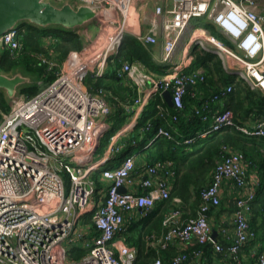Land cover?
Returning <instances> with one entry per match:
<instances>
[{"label": "built area", "instance_id": "2783aa9c", "mask_svg": "<svg viewBox=\"0 0 264 264\" xmlns=\"http://www.w3.org/2000/svg\"><path fill=\"white\" fill-rule=\"evenodd\" d=\"M64 1V0H53ZM87 3L115 13L116 21L105 25L107 16L96 20L103 33L105 26L112 27L115 36H103V50H91L83 45L79 55L70 53L59 66L55 79L33 95L19 93L9 107L0 114V264H133L137 257L134 246L122 244L114 250L113 239L123 230L125 217L136 211L141 215L159 201L170 197V178L175 174L172 160L144 161L136 167V155L126 154L119 164L107 166L125 147L121 136L135 126L142 107L155 92L169 90L175 112L169 117L175 122L183 108L187 93L196 95L195 87L204 81L201 68L185 70L187 56L193 44L215 52L231 68L228 71L244 79L251 88L264 91V15L257 9L256 0H167L153 4L152 26L136 35L143 44L157 41V29L163 34V60L168 61L176 45L193 18L207 16L208 22L234 48L202 26H192L185 43V57L181 66L166 69L156 75L136 62L123 61L119 76L128 75L133 83L135 96L123 104L131 115L115 132L102 152L98 142L108 129L107 116L111 112L105 91H92L83 85L87 72L101 77L109 54L116 52L125 32L126 19L138 8V0H72ZM110 17V16H109ZM103 20V21H101ZM194 25V24H192ZM80 31V30H79ZM117 31V32H116ZM80 33L84 40L86 29ZM17 27L0 36V47L14 56L21 47ZM108 44V46H107ZM107 46V47H106ZM49 68L56 63L40 56ZM95 68V69H94ZM238 73V74H237ZM42 84L39 80L38 85ZM191 85L187 89L186 85ZM231 89L220 88L218 93L204 99L194 114L210 126L197 137L210 131L235 126L244 134L264 138V119L251 126L238 125L231 109L214 110L211 103L223 104L222 98ZM161 116L166 114L159 106ZM151 123H147V128ZM143 128L140 129V132ZM173 138L171 131L159 126L149 146L157 137ZM196 136H186L178 143H191ZM135 143V142H134ZM98 151V153H97ZM100 171V178L107 182L101 196L95 200L93 173ZM137 178H135V175ZM65 176L67 180H65ZM224 180H230L239 194L234 198L231 241L223 245L212 239L208 213L220 204V189ZM257 179H250L244 154L230 146H222L210 182L199 192L195 215L184 217L180 207L169 208L162 218V231L150 233L147 238L155 251L153 264H163L160 250L177 244L178 251L170 264H198L205 259L197 244L211 243L214 250L228 259V264H264V249L255 247L253 263H246L242 248L255 238L249 219L256 198ZM124 186L126 191H119ZM179 203V197H173ZM92 211L91 223L83 226L84 214ZM64 242L70 244L66 247ZM72 246H81L87 252L77 260L68 258ZM193 248L188 251V248Z\"/></svg>", "mask_w": 264, "mask_h": 264}, {"label": "trees", "instance_id": "16d2710c", "mask_svg": "<svg viewBox=\"0 0 264 264\" xmlns=\"http://www.w3.org/2000/svg\"><path fill=\"white\" fill-rule=\"evenodd\" d=\"M207 24L214 26L211 23ZM16 27L18 29L17 38L21 43V47L14 56L5 47L0 49V71L9 73L16 69H23L26 73L35 76L36 80L41 79V85L34 84L28 87L27 92L31 95L52 82L59 71V64L70 53L79 55L84 45V36L78 28L40 27L24 21ZM216 31L217 33L213 35L227 44L233 45L217 29ZM40 56L45 57L48 61L55 62L56 65L49 68V64L42 62ZM125 60L141 64L148 72L156 75L162 74L169 66L166 62H158L153 59L149 44H143L134 35L124 32L118 50L107 56L102 76L96 77L91 71L86 73L83 84H87L86 87L92 91L102 88L111 107V112L107 116L109 127L100 138L98 146L100 152H102L110 137L123 126L131 115L130 112L125 111L121 103L128 98L126 88L130 95L136 94L134 87H125L123 83L120 84L122 76L118 75V71ZM199 68L203 70L205 79L195 87V96L188 93L184 95L183 108L178 112L177 121L174 122L169 117V114L176 111L175 108L170 107L165 102L160 92L153 93L142 107L133 129L121 136L119 142L124 143L125 147L114 159L107 163V166L119 164L126 154L132 153V147L138 146L139 150L136 156L140 155V158L135 159L136 167L141 166L144 161L164 159L172 160L174 164L175 174L170 178V197L159 201L140 218L133 215L131 217L126 216L123 222V230L118 232L125 233V235L126 233L130 234L125 239L127 245L136 246L138 249V255L133 264H153L155 255L152 256L150 252H145L143 238L152 232L157 233L162 230L161 221L164 215L162 212L165 213L168 209L165 208L166 204L171 208L178 206V203H173V197H179L189 204L192 202V205L199 204V192L210 182L216 161L221 157L223 145L242 152L248 167L251 162L258 166V178L261 180V184H264V165L255 161L253 152L249 150L248 146L249 142L257 144L255 139L257 137L248 136L235 126L210 131L205 137H197L199 133L209 128L211 121H202L199 116L194 114V108L199 107L204 99L211 97L213 93H218L220 88H227L231 85V89L222 98L223 104L211 103L210 106H216L215 109L219 111L227 108L231 109L235 116V123L248 126L247 118H253L257 121L264 119V91L259 88H251L244 79L228 72L224 68L222 59L216 53L203 49L199 44H193L188 52L185 70ZM129 83L131 84V80H129ZM159 106L165 108L166 114L164 116L160 115ZM7 109L5 95L0 92V112ZM148 122L151 123V126L147 128ZM159 126L168 128L173 138L159 136L149 146L145 147V144L153 137ZM141 128H143L142 132H140ZM181 133L196 136V139L191 143H178L177 140H181ZM260 139L264 140V138ZM92 176L96 185L94 198L97 200L99 196L104 194L107 182L99 177V170L95 171ZM259 194L260 188L253 201L249 219L250 225L256 233L255 238L249 242V246L264 249V196L259 198ZM92 211H87L84 214V223L92 224ZM194 248L202 249L206 254V256L204 254V257H209L213 246L211 243L197 244ZM188 251L190 250L188 249ZM86 252L87 249L84 247L72 246L68 250L67 256L70 259L77 260ZM175 253L173 248L163 251L161 253L163 264H170L171 257ZM205 264H209V262L207 261Z\"/></svg>", "mask_w": 264, "mask_h": 264}, {"label": "crops", "instance_id": "0c3cea01", "mask_svg": "<svg viewBox=\"0 0 264 264\" xmlns=\"http://www.w3.org/2000/svg\"><path fill=\"white\" fill-rule=\"evenodd\" d=\"M155 1L167 3V0H138L137 11L135 13H131L130 19L126 25L125 32H128L136 37L137 34L141 32H145L150 29V27L152 26V18L154 14L153 4ZM257 9H258V6H257ZM156 36H157L156 43L150 44L153 59L158 62L168 63L169 66L166 69H170L175 66H178V67L181 66L183 58L185 57V48L182 49L180 52L175 49L170 59L168 61H164L163 60V50H162V44H163L164 38H163V34H162L160 27H158L157 29ZM129 80H131V78L128 75L124 74L122 76V81L120 82V84L123 83L125 87L128 86V87L133 88L132 80H131V84L129 83ZM126 92L128 93V98H126L124 102H121L122 106L124 103L132 102V98L135 96L133 94L130 95L127 88H126ZM215 107L216 106L212 107L213 111L216 110ZM246 122L248 123L247 124L248 126H251L256 122V120H253V118H247ZM255 139L257 141V144H252L250 142L248 143L249 150L253 152V157L255 161L261 162L264 165V140L260 138H255ZM136 158L139 159L140 155L136 156ZM257 167L258 166H256L254 163L251 162V165L248 167V174L250 175L251 180L254 178L258 180L256 193L258 189L260 188V194H259V198H260L261 196H264V184L262 185L261 180L258 178L259 173H258ZM135 178H137L136 175H135ZM263 182H264V179H263ZM237 194H239V191L235 188L232 182L230 180H224L221 185V189H220V204L219 206L211 209L208 213V219L212 227V230L216 231V240L226 245L231 241V235L233 233L232 215H233V210H234V198L236 197ZM156 204H158V202ZM197 206H198L197 204L192 205V202L189 204L182 200L178 203V207L182 209L184 217H190V216L195 215ZM166 207L168 209L171 208V207H168L167 204L165 208ZM162 214H164V212H162ZM132 215L134 217L136 216L137 218H140L143 216L137 211L133 213ZM89 224L90 223H83V226H87ZM160 232H157V233L159 234ZM127 235H130V234L126 233L125 235V233L124 234L117 233V235L115 236L112 242V246L114 250H117V247L122 244H127L125 241ZM147 236L148 235H145L143 238V243H144L143 247L145 248V252H150L152 256L153 254L156 255L155 251L151 249L149 245V240ZM172 248L175 250V252H177L179 249L177 244H172V246L170 245L167 249H172ZM192 248L193 247L190 246L188 249L191 250ZM167 249L160 250L159 252L160 255L162 256L161 253ZM249 249H250V252H249ZM254 249L255 248L250 247L249 244L245 245L242 248L241 253L246 263L254 262L255 258L251 255V251H254ZM211 251L212 252L209 257H205V259L198 258L196 262L198 264H205L207 261L209 262V264H228V259L226 256H224L220 252L215 251L213 248H211ZM204 254L205 252H203V255ZM137 255H138V249H137Z\"/></svg>", "mask_w": 264, "mask_h": 264}, {"label": "water", "instance_id": "95a60500", "mask_svg": "<svg viewBox=\"0 0 264 264\" xmlns=\"http://www.w3.org/2000/svg\"><path fill=\"white\" fill-rule=\"evenodd\" d=\"M107 15V11L100 7L75 3L72 0H64L60 3L53 0H0V36L23 21L40 27L61 26L66 29H76ZM30 79L31 75L23 69L9 73L0 71V90L2 89L11 101L18 94V86ZM39 80L37 79L35 83L38 84ZM186 88L191 89L192 86L188 84ZM161 95L172 107L170 91L163 90ZM118 190L126 191V188L121 186ZM150 210L151 208L148 211ZM211 237L216 239V231L212 230Z\"/></svg>", "mask_w": 264, "mask_h": 264}, {"label": "rangeland", "instance_id": "374dc122", "mask_svg": "<svg viewBox=\"0 0 264 264\" xmlns=\"http://www.w3.org/2000/svg\"><path fill=\"white\" fill-rule=\"evenodd\" d=\"M256 2H257L258 10L264 15V0H256ZM58 3H60V2H58ZM101 21H103V20H101ZM99 22H100V21H99ZM99 22H97V21L95 20V21L91 22V23H90L89 25H87V26H84V27L78 28L81 32H82L83 30L86 29V33H87L88 36H89L88 39H85V40H84V45H85V47H88L87 52H88V51H91V50L95 51V49H93V48L98 49V48L101 47V51H102L103 48H104V46H103V43H104L103 39H104V38H103L102 35H104V33L106 32L107 29H106V30L103 29V33H102V31H101V29H100V23H99ZM126 22H128V19H126ZM207 23H210V22H208L207 16H203V17H200V18H193V19H192V22L190 23V25H189V26L184 30V32L182 33V35H181V37H180V39H179V42H178L177 45H176V50H178V51L180 52L182 49H184L185 43L187 42V40H188V38H189V36H190V34H191L192 26H202L203 28H205V29H207L209 32H211L212 34L217 33L215 27H214V26H211V25H208ZM192 24H194V25H192ZM114 29H115V28H114ZM112 30H113V29H112ZM221 40H222V39H221ZM222 41H223V40H222ZM223 42H224V41H223ZM224 43H225L227 46H229V47H231V48H234V45H232V44H227L226 42H224ZM0 49H1V47H0ZM213 49L215 50V48L211 47V50H212V51H214ZM214 52H215V51H214ZM61 64H64V63L62 62ZM61 64H59V66H61ZM223 65H224V68H225L226 70H228V71H236V72H237V70H238V67H237V68H236V67L231 68V67H229V66L227 65L226 62H225ZM94 69H95V68H94ZM195 70H196V69H195ZM188 71H192V70H188ZM27 74H29V73H27ZM237 74H238V73H237ZM30 75H31V74H30ZM91 76H92V75H91ZM236 76H237V75H236ZM35 82H36V77L33 76V75H31V79H30V81L25 82V83H22V84H20V86H18V88H17V92H18V94H19V93H23V94H28V95L30 96L31 94H29V93L27 92V89H28V87H31L32 85H34ZM35 84H36V83H35ZM83 85H84V84H83ZM84 86L86 87L87 84H85ZM86 88H87V87H86ZM0 92L4 93V95H5V92H4L2 89L0 90ZM5 99H6V102H7L8 107H9V102H10V100H9L8 96L5 95ZM184 136H190V135H187V134H183V133H181L180 138L182 139V138H184ZM138 150H139L138 146L132 147V149H131V151H132L133 154H136V153L138 152ZM97 153H98V151H97ZM65 180H67L66 176H65ZM64 245H65L66 247L70 246V244L67 243V242H64Z\"/></svg>", "mask_w": 264, "mask_h": 264}, {"label": "bare ground", "instance_id": "6f19581e", "mask_svg": "<svg viewBox=\"0 0 264 264\" xmlns=\"http://www.w3.org/2000/svg\"><path fill=\"white\" fill-rule=\"evenodd\" d=\"M109 16H107L106 19H104L105 25H112L116 21L115 13H113L112 15H109ZM113 28H114L113 26L112 27H108V26L104 27V30L107 29L105 37H109V42L112 41L113 40V36H115V33L112 31ZM107 46H108V44H107ZM100 49H101V47L98 48L97 50H100ZM99 144H100V141L98 142V146H99ZM97 149H98V147H97Z\"/></svg>", "mask_w": 264, "mask_h": 264}]
</instances>
